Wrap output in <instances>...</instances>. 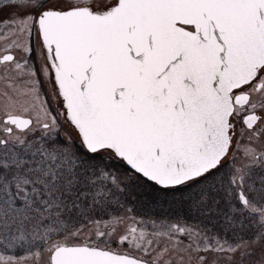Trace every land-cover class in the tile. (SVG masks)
<instances>
[{"label": "snow or ice", "instance_id": "6c2138e0", "mask_svg": "<svg viewBox=\"0 0 264 264\" xmlns=\"http://www.w3.org/2000/svg\"><path fill=\"white\" fill-rule=\"evenodd\" d=\"M0 264H264V0H0Z\"/></svg>", "mask_w": 264, "mask_h": 264}]
</instances>
